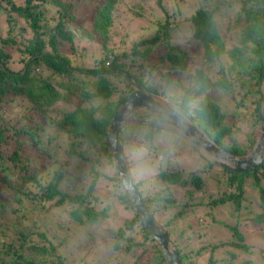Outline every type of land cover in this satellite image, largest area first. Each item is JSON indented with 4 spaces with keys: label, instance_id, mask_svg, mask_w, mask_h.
Segmentation results:
<instances>
[{
    "label": "trees",
    "instance_id": "16d2710c",
    "mask_svg": "<svg viewBox=\"0 0 264 264\" xmlns=\"http://www.w3.org/2000/svg\"><path fill=\"white\" fill-rule=\"evenodd\" d=\"M119 1L102 0L96 7L95 13L91 16L92 28L90 31H85V35L90 40H99L103 56L97 60L94 58L96 60L94 67H77L73 65L71 57L58 49L60 44L58 38L72 41L70 23L74 19L71 12L74 3L71 0H23L22 2L0 0V105L9 95L23 96L45 119L50 116L57 103L63 102L71 106V109L62 112L57 120L59 131L70 138L68 148L70 153L94 165L87 192L72 195L58 188L63 178L62 165L69 161L60 162L56 152L54 156L48 151L40 150L35 151L33 155H24L20 148L14 149L6 158L11 165L0 164L2 170L0 186L13 191L11 199L5 194H0V216L3 212H7L10 202L18 205L17 210L14 211H20L19 206L23 199L28 198L36 200L42 207L45 206V202L50 201H53L57 207L64 203L79 204L83 206L82 209L76 207L70 212L75 222L84 223L81 215H84L90 224L103 222L109 217V205L96 208L91 204L92 199L95 198L94 187L102 178L112 182L113 194L129 213L122 225L116 226L109 233L113 249L123 251L124 254L134 258L133 264H147L140 261L141 255L138 251L141 248L152 249L155 256L149 264H167L159 246L146 230L139 213L124 191L116 172L113 170L108 174L101 170L103 166H110L113 169V158L107 139L110 121L129 93L135 90L133 82L126 75L130 73L122 69V64L125 62L116 55L110 57L109 29L113 11ZM230 1L232 0H224L220 3L228 5ZM234 1L238 2V7L233 20L228 16L227 23V29L231 28L237 37L234 44L228 45L221 22L215 17L218 4L200 5L179 21L180 24L183 22L187 24L186 33L181 38L185 42H193V53L189 52L191 49L186 51L178 45H171L167 51V58L161 60L168 62L167 68L173 72L186 70L193 55L201 60V66L193 76V83H188L187 87L183 86L182 94L173 97L177 110L199 127L216 145L233 155L243 156L248 154L253 146L255 140L253 134L259 124L258 104L263 96L260 83L264 77V0ZM156 2L165 11L162 0ZM170 26L171 22L166 20L158 25L151 39L140 41L137 46L170 39ZM161 30L164 31L162 35ZM9 47L16 48L19 52L17 62L21 66L17 69L11 66L12 55L6 49ZM136 50L133 49L132 54H137ZM149 51L147 47L142 53L148 54ZM108 58L111 62L107 60ZM39 68L49 73L42 75L37 72ZM110 73L115 77L119 73L124 74L126 84L129 85L126 93H120L121 96L117 99L113 97L115 85L110 81L111 76L107 75ZM81 74L93 77L94 80L81 79L79 77ZM54 78L58 80L54 82ZM133 79L149 92L159 94L157 88L147 83L140 75L133 74ZM91 85L94 86V90L90 89ZM212 89L230 93L232 111L228 112L227 107H224L219 99L210 96ZM235 93L240 94L239 99L236 98ZM72 96H76L78 102H74ZM250 98L253 107L251 113L247 114V120L251 119L252 129L239 135L240 126L245 118V113L241 115L242 107L245 106L244 100ZM149 113L152 114L145 109L142 115L147 117L151 115ZM229 118H233L232 121H229ZM129 126L146 127L143 137L151 138L154 130L161 129L143 123ZM37 128L38 125L33 129L21 128L17 133L27 135L31 145L36 148L39 147V140L35 139ZM127 128L129 127L125 126L120 131L119 140L122 146L132 145L131 147L136 149L141 142L131 141L130 137L126 136ZM6 130V126L0 125V140L4 138ZM161 154L164 157L165 151ZM126 158L128 160V156ZM204 160L206 168L184 176L179 168L164 167L150 178L139 180L133 178L150 213L163 226L177 248L182 264H256L252 259L243 256L251 255L253 247H261L263 242H253L250 237H258V230L261 231V226L264 225V163L245 172H232L212 164L205 158ZM128 163L132 173V162L128 160ZM51 166L58 167L53 169L52 178L46 179L43 173L49 171ZM15 170L17 176L13 178L12 172ZM204 172H207L206 176L216 179L217 184L223 185L220 193L204 190L206 186V179L202 176ZM174 187L182 189L181 198L177 199L173 195ZM251 190L258 194L261 210L257 213H254L246 203L248 200L245 196L246 192ZM165 191L169 193L168 196L164 195ZM160 201L169 206L158 208ZM229 204L233 206L228 208L230 217L234 216L236 219L233 224L218 221L211 215L214 223L228 229L229 235L226 238L215 236L216 233H212V224L207 223L205 227L208 231L197 232L203 240L199 247L192 249L180 246L173 231L176 224L186 220L188 214L196 208H201L203 211L204 208L211 209ZM242 210L249 215L241 217ZM202 211L197 212V215ZM156 215L163 219V222ZM194 221L193 224L188 223L191 229L197 227V222ZM15 229L16 239L9 243H1L4 258L0 257V264H66L64 258L56 252L52 242H49V247L39 246L32 238L37 234L41 239L46 240L43 232L34 233L21 226H15ZM249 243L261 244L253 246ZM48 255H51L49 262L46 259Z\"/></svg>",
    "mask_w": 264,
    "mask_h": 264
},
{
    "label": "rangeland",
    "instance_id": "374dc122",
    "mask_svg": "<svg viewBox=\"0 0 264 264\" xmlns=\"http://www.w3.org/2000/svg\"><path fill=\"white\" fill-rule=\"evenodd\" d=\"M17 1L22 2L23 0ZM71 1L74 3V8L71 10L74 19L70 23L72 41L68 42L66 39L58 38L60 42L58 49L68 57H71L70 59L73 65L77 67H94L95 61L99 57H102L103 53L99 40H90L85 35V31L91 30V16L95 13L96 7L102 0ZM221 1L224 0H162V5L166 13L158 6L156 0H120L113 11L112 24L109 29L110 40L108 45L110 47V57L112 58V55H116L121 61L125 62L122 64V69L125 70L124 72L128 71L132 75L126 74L130 77L133 84V74L140 75L146 79L147 83L157 88L159 93L157 95L159 97L164 99L170 107L177 110L173 97H178L182 94L183 86L187 87L188 83H193V76L195 71L201 66V60L195 58V55H193L189 59L186 70L173 72L167 68L168 62L161 59L167 58V51L171 45H178L186 51L191 49L189 52L193 53V42H185L181 38L186 33L185 28H187V24L184 22L180 24L179 21L190 15L200 5L210 6L215 3L218 4L219 7L214 13L215 17L221 22V27L226 35L228 45L234 44L237 37L231 31V28L227 29V23L228 16L233 20L238 2L232 0L227 5L220 3ZM166 20L171 22V30L169 31L170 39L161 40L155 44L148 43L137 46L140 41L151 39L157 31L158 25L163 24ZM163 33L164 31L161 30L160 34L162 35ZM147 47L150 51L148 54L143 55L142 52ZM6 49L12 55L13 62L11 66L16 69L19 68L21 64L17 62L20 56L17 49L12 47ZM133 49H137L136 51L138 53L132 54ZM124 54L125 56H123ZM107 60L111 62L110 58ZM37 72L42 75L49 73L47 71H41L40 68L37 69ZM107 75H110L112 79H116H110L115 85L113 86V97L117 99L121 96L120 93L125 94L129 85L126 84L127 80L124 79V74L119 73L117 77L113 76L112 73ZM79 77L81 79L90 78L94 80L93 77H89L88 75L83 76L81 74ZM53 80L55 82L58 78H54ZM90 89L94 90V86L91 85ZM234 95H236L237 99L240 98L239 93H235ZM210 96L219 99L222 105L227 107L228 110H226L228 112L229 110L232 111L233 103L231 102L228 91L212 89V91L210 90ZM72 100L78 102L76 96H72ZM94 101L96 102L97 99ZM244 104L245 106L242 107L243 112H241V115L245 113V118L240 126L239 135H242L246 130L252 129L250 127L251 119L247 120V114L251 113L253 107L251 98L245 99ZM70 109L71 106L59 102L54 106V110L50 112V116L45 119L32 108V104L23 96L14 95L12 97L9 95L0 105V125L7 127L4 138L0 140V164L11 165V162L6 160V158L11 155L14 149L18 148H20L24 155H33L35 151L40 150L44 152L48 151L54 156L56 152L60 162L64 163L69 161L67 164L62 165L64 167L62 170L63 178L59 182V190L72 195L87 192L93 175L91 173L92 166L94 165L91 162H84L81 158L69 152L70 138L60 132L57 125V120L61 117L62 112ZM145 109L137 108L128 115V118L137 121L139 117H143L142 114H144ZM231 119L233 118H229V121H232ZM131 124L138 123H130L129 125ZM36 125H38V128L35 132V139L39 140V147L35 148L29 142L27 135L17 133V131L21 128L33 129ZM129 125H127L129 128L126 129V136H129L131 141L141 142V145L136 149L132 148V145L122 146L124 147L123 150L126 156H128V160L132 162L131 170L136 180L150 178L156 171L164 167L179 168L183 176L206 168L204 167L206 163L204 157L183 138L165 129L154 130L153 138L143 137L146 132V127L141 126L136 128L134 126L130 127ZM259 132L260 125L258 124L253 134L255 139L258 137ZM163 151H165L164 157L161 154ZM57 167L51 166L49 171L46 170L43 173V176L46 179L52 178L53 169ZM101 170L111 174L113 170L115 171L114 164L113 169L110 166H103ZM12 175L13 178H16L17 170L13 171ZM206 175L207 172L202 174L206 179L204 190L220 193L223 190V185L220 183L217 184L216 179ZM18 182L20 183L21 181L19 180ZM112 189V182L102 178H100L98 184L96 183L94 187L93 195L95 198L92 199L91 204L96 208L109 205L110 213L105 221L98 222L97 224H90L84 215H81V218L84 220L83 224L75 222L70 212L76 207L82 209L83 206L79 204L64 203L57 207L53 201H50L45 202L44 207L46 208H44L36 200L25 198L21 206H19L20 211H14L18 205L10 202L7 212H3L0 216V257L4 258L1 243H9L15 240L17 237L15 226H21L27 231L29 230L34 233L43 232L46 240L41 239L37 234H34L32 238L39 246L45 245L49 247V242H52L56 248V252L64 258L66 264H133L134 258L124 254L123 251L114 250L112 247L109 236L110 231L116 226L122 225L125 217L129 214L124 209L123 204L119 202L118 197L113 194ZM172 193L177 199L183 195L182 189L178 187H174ZM0 194H5L10 199L13 197L12 190H7L1 186ZM164 195L168 196L169 193L165 191ZM257 195L254 190L247 191L245 195L248 198L246 203L250 205L254 213L261 210ZM164 206L169 205L161 201L158 203V208H163ZM228 208H233V206L229 204V206L224 205L223 207L218 206L211 209L204 208L203 211L201 208H196L190 212L186 220L180 221L173 227L174 235L180 246L182 248L188 247L192 249L199 247L203 240H201V235L200 237L197 235V232L203 230L208 231V228L205 227L207 223L212 224L211 229H213L212 233H216L215 236L226 238L229 235L228 229L221 224L214 223L211 220V215L216 217L218 221L233 224L236 219L234 216L230 217ZM200 211L202 212L197 215V212ZM241 215V217H247L249 214L245 210H242ZM156 216L163 222V219L158 215ZM198 218L202 223L198 221ZM193 221L197 222V225L194 223L197 227L191 229L188 223L191 224ZM218 226L219 228H217ZM261 227L262 230H258V237H250V240L253 242L263 241L262 246L258 248L253 247L251 255L244 254L243 256V258L252 259L256 264H264V225ZM249 244L255 246L261 243ZM138 253L141 255L140 261L142 263L149 264L154 260L155 252L152 249L146 248L143 250L141 248ZM49 256L51 255L46 256L48 262L51 259Z\"/></svg>",
    "mask_w": 264,
    "mask_h": 264
},
{
    "label": "water",
    "instance_id": "95a60500",
    "mask_svg": "<svg viewBox=\"0 0 264 264\" xmlns=\"http://www.w3.org/2000/svg\"><path fill=\"white\" fill-rule=\"evenodd\" d=\"M133 90L114 113L108 129V148L113 158L114 169L129 200L139 213L140 218L156 241L167 264H182L177 248L169 238L163 226L153 217L143 201L119 140L120 131L130 123L150 124L173 132L187 141L197 152L212 164L232 172H245L260 167L264 163V77L260 83L262 99L258 104L260 132L250 152L243 156L233 155L216 145L199 127L189 121L183 114L172 108L157 94L151 93L133 78ZM137 108H146L161 118L139 117L137 121L128 115Z\"/></svg>",
    "mask_w": 264,
    "mask_h": 264
},
{
    "label": "flooded vegetation",
    "instance_id": "af4514ba",
    "mask_svg": "<svg viewBox=\"0 0 264 264\" xmlns=\"http://www.w3.org/2000/svg\"><path fill=\"white\" fill-rule=\"evenodd\" d=\"M151 114V113H150ZM151 117H156V118H161L159 115H157V114H151Z\"/></svg>",
    "mask_w": 264,
    "mask_h": 264
}]
</instances>
